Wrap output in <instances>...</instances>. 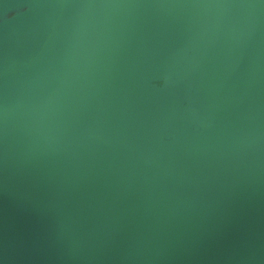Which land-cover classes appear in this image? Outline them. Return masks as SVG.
<instances>
[{
	"label": "water",
	"instance_id": "95a60500",
	"mask_svg": "<svg viewBox=\"0 0 264 264\" xmlns=\"http://www.w3.org/2000/svg\"><path fill=\"white\" fill-rule=\"evenodd\" d=\"M24 1L0 24V264L75 247L81 264H264V77L212 93L223 117L166 158L147 90L192 53L238 69L264 0Z\"/></svg>",
	"mask_w": 264,
	"mask_h": 264
},
{
	"label": "rangeland",
	"instance_id": "374dc122",
	"mask_svg": "<svg viewBox=\"0 0 264 264\" xmlns=\"http://www.w3.org/2000/svg\"><path fill=\"white\" fill-rule=\"evenodd\" d=\"M30 5L31 2L14 0L1 6L0 24L26 11ZM218 53L210 57L205 53L202 56L192 53L190 57L188 54L184 57L185 62L173 69L168 78L157 80L155 72L147 73V90H154L158 96L156 98L167 110L153 126L154 141L161 158H166L167 153L173 152L170 151L171 143L183 141L187 144H196L205 138L210 128H215L213 126H216L223 116L219 106L212 101V95L214 92L217 95L219 90H224V84L235 81L255 83L263 80L264 46L245 50L242 64L238 69L230 66V69L214 74L217 71L215 67L213 73V59L222 61V56ZM225 60L228 63L231 61L226 58ZM197 128L199 133L196 132ZM85 252L86 250L75 247L67 258L68 262L84 263L81 258Z\"/></svg>",
	"mask_w": 264,
	"mask_h": 264
}]
</instances>
